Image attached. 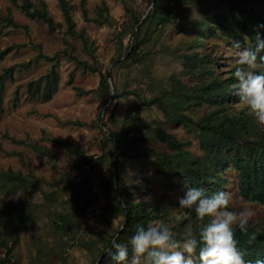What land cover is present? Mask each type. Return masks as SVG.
<instances>
[{
    "label": "rangeland",
    "instance_id": "374dc122",
    "mask_svg": "<svg viewBox=\"0 0 264 264\" xmlns=\"http://www.w3.org/2000/svg\"><path fill=\"white\" fill-rule=\"evenodd\" d=\"M68 1L72 5L76 31L84 34L87 43L67 35L58 0H31L37 9L42 8L41 2H44L50 16L63 25L55 32L49 31L40 19L26 16L19 8L23 0H0V54L8 48L11 50L0 59V240L13 247V259L18 264L101 262L107 240L116 237L125 225V216L114 197L116 191L111 189L116 147L108 141L109 133H121L128 128L125 127L126 116L141 98L164 95L168 112L179 108L180 114L199 122L214 108L195 106L194 96L199 94L202 83L212 79V74L220 80L229 78L232 69L239 66L238 52L243 49L229 43L216 24L203 35H199L194 26L206 19L212 23L226 19V27L233 28L226 1L161 0V9L170 13L171 21L162 24L158 18L141 27L138 43L142 59L140 62L130 60L132 49L127 60L112 68L116 93L110 101L111 90L101 87L100 73L106 75L111 65L129 52L135 17L147 12L151 0ZM249 9L264 18V6L260 2H249ZM10 20L21 28L10 26ZM63 50L98 72L83 70L60 54L57 93L49 102L30 98L28 84L52 68V63L39 55L54 57ZM195 51L200 52V56L209 54L214 63L201 62L200 69L191 72L186 57ZM10 69L13 73L9 77L7 71ZM69 79H72L71 85L67 84ZM79 91L84 94L79 95ZM226 107L225 113L230 116H240V112L246 110L254 117L239 102L227 103ZM104 110L107 111L106 130L101 127ZM141 117L144 124L161 127L175 135L186 144V150L195 155L203 154L201 137L212 138L193 124L170 122L158 106L145 107ZM254 121L264 130V124L255 117ZM75 122L80 124L75 125ZM142 133L150 145L170 152L154 138V132L143 130ZM134 135L137 134L131 133L128 137ZM65 142L91 156L87 163L95 172L94 180L83 177L84 158L67 152L63 146ZM39 149L44 153L38 152ZM116 164L120 187L125 190L137 186L136 201H144L149 209L167 207L173 219L185 214L187 209H180L178 204L185 191L182 180L172 178L169 173L157 174L155 159H128L119 155ZM7 171L25 177L26 187L18 190L19 184L13 185L2 178V173ZM223 177L228 182L220 191L232 195L229 210L239 212L249 208L254 212L252 224L263 223L264 206L246 202L241 197L237 172L232 166ZM82 188L90 193V199L104 207L102 229L94 233L84 228L82 215L75 209L81 201ZM94 189H98L99 196L93 197ZM16 240L18 244L14 246ZM5 255L6 248L0 244V260ZM192 258L199 264L196 252Z\"/></svg>",
    "mask_w": 264,
    "mask_h": 264
},
{
    "label": "trees",
    "instance_id": "16d2710c",
    "mask_svg": "<svg viewBox=\"0 0 264 264\" xmlns=\"http://www.w3.org/2000/svg\"><path fill=\"white\" fill-rule=\"evenodd\" d=\"M58 1L66 25L67 35L81 39L84 43H87L84 39V34L76 31V23L73 19L72 5L70 2L68 0ZM224 1L228 3L227 15L233 22V28L226 27L228 21L226 19L214 20L213 23L211 20L206 19L194 25L199 35L205 34L204 31L206 29L216 24L221 27L223 35L228 38L229 43H232L233 46H236V43L239 42L242 48L251 47L254 49L257 44L256 33L259 32L261 36L264 37V27H261L264 26V18L262 14L249 9V2H260L261 5L264 6V0ZM152 2L153 0H151L149 8ZM41 5L42 8L37 9L34 8L31 0H23L19 8L31 19H40L51 32H55L62 28L63 25L56 22L50 16L46 4L41 2ZM146 13L142 17H135L132 33L135 32ZM158 18H160L162 24H167L171 21L170 13L161 9V0H155L154 8L149 11L147 17L143 20V23L137 31L134 39L135 45L133 46L132 56H129L130 58L128 57L130 60L135 62L141 61L142 56L139 51L140 44L138 43V37L141 32L140 29L142 26H146L149 21ZM9 25L16 29L21 28V26L13 20L9 21ZM198 45L199 44L196 46ZM10 51V48L4 50L0 54V59ZM60 54L68 60L75 62L77 67L83 70L90 69L92 72H98L96 68L88 65L87 62L80 61L68 50H63L54 57L40 54L39 58H45L50 61L52 63V68L49 73L28 84V95L30 98H39L44 102H49L57 93L60 84V74L57 70V65L61 61ZM199 54L200 52L195 51L186 57L191 67V72L200 69L201 62L214 63V59L209 54L204 56H200ZM261 55H264V52H261ZM236 68L237 67L232 69L230 77L226 80H220L217 75L212 74L213 76L210 81L202 83L199 88V94L194 96V105L197 107L208 105L213 107L214 110L210 111L199 122H194L190 117L180 114L178 112L179 108L172 112H168L164 104L166 95L154 98H141L140 103L131 107L126 116L127 120L125 121V127L128 126V128L121 133L110 132L109 135H111L112 139L108 136V141L113 143L115 141L120 146V155L122 157L128 159L153 158L157 163V174L165 175L169 173L172 178H180L182 181L186 179L189 186L202 187L205 189L207 195L219 192L220 188L228 182V180L223 177V174L232 166L237 172L238 190L241 197L246 202L258 203L264 206V130L259 128L258 124L254 121V117L247 114L246 110H242L240 116H230L225 113L227 110V103L238 102V97L233 94L234 85L237 83L234 77ZM12 73L13 69L7 71L9 77L12 76ZM100 78L101 87L106 90H111L107 73L106 75L100 73ZM1 80H4V76L1 77ZM67 84L71 85L72 79H69ZM127 93L140 97L133 92ZM83 94V91H79V95ZM187 99L190 100L192 98ZM1 101L2 99L0 96V103ZM153 106H158L165 113L170 122L185 125L190 123L201 133L211 135L212 138L204 136L200 139V147L203 154L195 155L190 150H186L185 143L179 141L175 135L166 132L163 128H154L144 124L141 117L142 110L145 107ZM223 113H225L224 116H222ZM79 124V122H75V125ZM105 127L108 129L106 124ZM143 130L154 132V138L162 145L166 146L170 152L167 153V151H163L161 148L150 145L148 138L142 133ZM131 133H136L137 135L128 137ZM123 135H126L124 141H122ZM63 146L70 154L79 155L84 158V163L81 166L83 177L91 181L90 178L84 176L83 172L84 166L89 165L87 162L91 159V156H86L79 147H75L68 142L63 143ZM38 152L44 153L41 149H39ZM114 164H116V161ZM2 176V178L13 185L19 184L18 190L26 187V183L28 182L20 173H14L13 171L3 172ZM98 188L101 193L102 190L99 185ZM135 188H137V186H130V188L125 190L122 189L120 187L119 178L117 188H115V179L113 176L111 189L116 191L114 194L116 199H118V193H121L122 201H118L120 210L125 216V225L117 234L118 237L116 236L107 240L106 247L101 253V262H96V264H113L111 260V254L115 253L113 241L127 245L129 247V255H131L130 238L138 227L147 226L150 222L158 221L169 224L176 232L177 239L181 240L183 237L182 232L187 224L190 223L193 226V231H195V235L197 239H199L200 231L210 222L209 217L201 219L191 209H187L185 214L179 217V220L169 216V208L167 207L149 209L144 201H136L137 193ZM82 192L81 201L75 205V209L82 215L85 228V209L93 200L90 199V193L85 188H82ZM102 208L104 207L102 206ZM103 216L104 213L100 223L102 222ZM99 229L88 230H92V233H94V230ZM234 230L240 249L246 253L244 257L245 264H257L258 261H264V222L253 225L252 222L249 221L248 231L246 233L241 232L238 226H234ZM0 244L2 247L6 248L5 258L0 260V264H18L13 259V247L9 246L3 239L0 240ZM17 244L18 240L15 241L14 246ZM196 253L198 255L199 247ZM199 264H201V261Z\"/></svg>",
    "mask_w": 264,
    "mask_h": 264
},
{
    "label": "clouds",
    "instance_id": "9594fccd",
    "mask_svg": "<svg viewBox=\"0 0 264 264\" xmlns=\"http://www.w3.org/2000/svg\"><path fill=\"white\" fill-rule=\"evenodd\" d=\"M256 41L254 49L246 47L238 52L233 94L264 124V55H261L264 37L259 32ZM236 47L240 48L239 42ZM181 183L185 191L178 200L179 208L191 209L201 219L210 218L199 239L190 223L184 227L181 240L169 224L150 222L138 227L130 238L131 256L127 245L113 241L115 253L111 254L110 250L113 264H195L192 255L198 247L201 264H245L246 253L239 247L234 225L246 233L254 212L249 208L230 211L232 195L228 191L207 195L204 188L189 186L186 179Z\"/></svg>",
    "mask_w": 264,
    "mask_h": 264
},
{
    "label": "built area",
    "instance_id": "2783aa9c",
    "mask_svg": "<svg viewBox=\"0 0 264 264\" xmlns=\"http://www.w3.org/2000/svg\"><path fill=\"white\" fill-rule=\"evenodd\" d=\"M84 176L88 178L95 179V172L93 169L86 165L83 168ZM93 197L98 195V189L93 190ZM104 213L102 207L93 199L92 203L85 209V228L87 229H99L102 228L100 224L101 217Z\"/></svg>",
    "mask_w": 264,
    "mask_h": 264
},
{
    "label": "water",
    "instance_id": "95a60500",
    "mask_svg": "<svg viewBox=\"0 0 264 264\" xmlns=\"http://www.w3.org/2000/svg\"><path fill=\"white\" fill-rule=\"evenodd\" d=\"M154 6H155V0H153L151 7L148 9L146 15L143 17L142 22H140V24L138 25L137 29L135 30L134 35H133V39H132L131 49L129 50V52L126 53V54H125L120 60L114 62V63L111 65V68H110V69L108 70V72H107V77H108L109 84H110V87H111V99H110V101L113 100V98H114V96H115V93H116L115 86H114V84L112 83V76H111L112 68H113L114 66H116L118 63H120L121 61L126 60V59L130 56V54H131V52H132V49H133V41H134V39H135L136 33H137V31L139 30L141 24L143 23V20L147 17V14L149 13L150 10H152V9L154 8ZM106 113H107V111L104 110V112H103V114H102V120H101V127H102L104 130H106V127H105V115H106ZM108 136H109V138L112 139L111 135H108ZM114 143H115V145H116V154H115V157H114V160H113V161L115 162L116 159H117V157L121 154V149H120V146H119L115 141H114ZM116 167H117L116 164H114V170H115V175H114V179H115V188H117V185H118V177H117V175H116ZM118 200H119L120 202L122 201L121 193H118ZM117 237H118V236H117Z\"/></svg>",
    "mask_w": 264,
    "mask_h": 264
}]
</instances>
